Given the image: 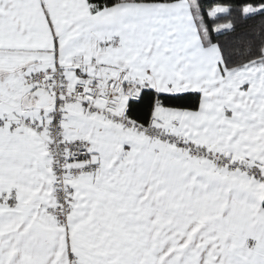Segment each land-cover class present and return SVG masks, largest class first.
<instances>
[{
	"label": "snow or ice",
	"instance_id": "snow-or-ice-1",
	"mask_svg": "<svg viewBox=\"0 0 264 264\" xmlns=\"http://www.w3.org/2000/svg\"><path fill=\"white\" fill-rule=\"evenodd\" d=\"M0 264H264V0H0Z\"/></svg>",
	"mask_w": 264,
	"mask_h": 264
}]
</instances>
